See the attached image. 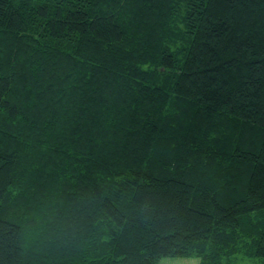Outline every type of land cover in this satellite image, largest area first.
<instances>
[{
  "label": "trees",
  "instance_id": "16d2710c",
  "mask_svg": "<svg viewBox=\"0 0 264 264\" xmlns=\"http://www.w3.org/2000/svg\"><path fill=\"white\" fill-rule=\"evenodd\" d=\"M264 260V0H0V264Z\"/></svg>",
  "mask_w": 264,
  "mask_h": 264
},
{
  "label": "rangeland",
  "instance_id": "374dc122",
  "mask_svg": "<svg viewBox=\"0 0 264 264\" xmlns=\"http://www.w3.org/2000/svg\"><path fill=\"white\" fill-rule=\"evenodd\" d=\"M159 264H199V258L195 256H166L160 258ZM225 264H264V260L235 255Z\"/></svg>",
  "mask_w": 264,
  "mask_h": 264
}]
</instances>
